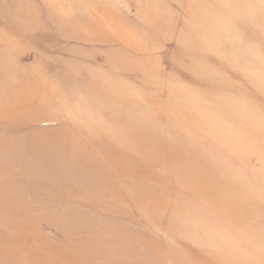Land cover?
<instances>
[{
    "label": "rangeland",
    "instance_id": "obj_1",
    "mask_svg": "<svg viewBox=\"0 0 264 264\" xmlns=\"http://www.w3.org/2000/svg\"><path fill=\"white\" fill-rule=\"evenodd\" d=\"M0 264H264V0H0Z\"/></svg>",
    "mask_w": 264,
    "mask_h": 264
}]
</instances>
